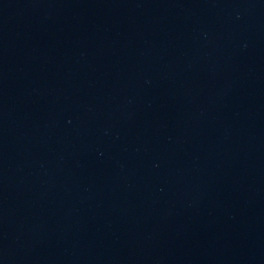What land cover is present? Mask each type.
Masks as SVG:
<instances>
[{"label": "water", "instance_id": "1", "mask_svg": "<svg viewBox=\"0 0 264 264\" xmlns=\"http://www.w3.org/2000/svg\"><path fill=\"white\" fill-rule=\"evenodd\" d=\"M0 264H264V0H0Z\"/></svg>", "mask_w": 264, "mask_h": 264}]
</instances>
